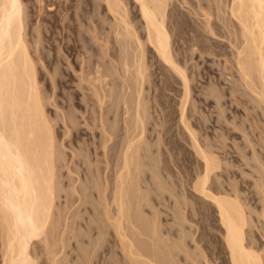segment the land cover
<instances>
[{
	"label": "rangeland",
	"instance_id": "1",
	"mask_svg": "<svg viewBox=\"0 0 264 264\" xmlns=\"http://www.w3.org/2000/svg\"><path fill=\"white\" fill-rule=\"evenodd\" d=\"M21 1L26 14L23 26L24 37L29 55L34 61L43 111L50 123L54 147H56L52 164L54 192L56 195L59 194L55 201L52 224L46 236L36 241L32 247L36 263L52 264V260L56 257L60 259L56 264L126 263L123 251L117 245L118 238L114 229L111 227L106 229L103 218L98 215L99 213L92 211V205L96 204V200L87 197V203L84 200L79 202L77 195L74 194L71 198L69 193L72 191L71 185L73 186L70 183L71 178L80 177L82 180L87 174L91 176L97 167L100 168L97 171L101 175V171L106 168V165L101 163L103 158H100L102 159L100 162L94 161L97 160V154L101 157L102 152L99 145L104 138L101 137L100 126L98 123L84 120L98 110L92 95L95 87L99 89L102 85L105 86L104 83L102 84V76H106L107 80L106 88L109 94L107 107L111 112L108 122L113 127L116 124L114 133L117 131L115 134L118 135L119 128L127 125L126 128L123 126V134L130 142L139 139L141 125L145 124L146 128L145 139L136 142L141 149V160L132 166V175L139 179V185L146 198L141 202L143 213L137 212L133 207L135 203H132V211L136 213L133 222L139 227L137 222L139 217L144 221L140 219L143 225L147 219L155 221L166 245L171 247L172 234L178 229L173 217L176 200L173 196L177 195V200L178 198L181 200L178 202H183L185 191H191L190 187L196 175L201 172V160L195 149L197 143L200 147L210 150L221 163L217 174L221 172L218 178L219 181H223V187H229L227 185L231 184V190H236L237 187L236 191L239 192L241 189L242 193L239 194L246 202L249 210H246L247 213L253 211L252 218L250 217L253 226L250 224L252 229L249 228L247 231L254 232L252 234L256 236L257 246L264 250V215L261 214L264 211V193L262 194L264 192L262 177L264 110L241 80L235 64L239 34L237 36L228 34L229 24L223 21V14L215 10L212 0L167 1L169 14L167 26L171 49L177 64L190 78V95L185 101V118L182 121L184 89L181 79L165 66L146 44L145 64L148 67L146 70L148 76L142 89L143 103L140 106L144 123H141L142 120L136 122L134 116L137 87L134 67L129 70V75L125 76L122 65L123 56H126L131 65L136 42L131 36L128 39L121 38L125 34L123 29L125 24L120 23L121 18L115 17L108 10L105 0ZM120 1L123 8L129 11L127 21L131 23L134 31L138 32L142 41H145L146 35L137 4L134 0ZM205 13L212 16L214 34L205 27ZM126 42L130 43V48L124 53V47L127 48ZM120 101L127 102L129 112H126L124 124L119 116L122 106ZM116 106L119 111L115 114ZM68 116L75 120V126L80 129L81 134L76 135L75 131L67 134L63 127L64 120ZM188 129L195 134L196 143ZM73 153L77 154L78 158L72 159ZM86 154L89 156L90 169L82 161ZM60 158L66 162H62L64 165L59 161ZM72 160L78 165L73 164ZM62 165L65 168L61 169ZM67 165L73 170L75 168L79 175H73ZM112 169L111 164L107 171L111 176L114 173ZM156 177L157 179H154ZM260 180L262 183L259 182ZM134 181L136 183V180ZM83 183L82 181V184L76 186L85 187L86 183L84 185ZM135 183L132 185L133 191L136 189ZM231 186L234 188L232 189ZM89 192L86 194L94 196L92 194L94 192ZM195 200L186 199L189 204L186 211L192 212L189 214L191 216L196 214V209L203 208V212L208 210L206 204L203 206ZM85 208L91 210L89 215L84 214L87 213ZM71 210L74 211V216ZM209 212L204 213L207 217L213 218H210L211 221L207 218L203 223L205 228L202 230L198 226L200 232H197V236L206 233L204 235L206 240L202 244L209 255V261L213 262L224 245L221 230L212 226V223L217 225L216 213L208 215ZM203 216L196 215L195 221H201L200 218H204ZM192 226L193 232L197 226L195 224ZM132 229L135 232L131 234L137 239L139 230ZM252 234L248 237H252ZM139 237L142 242L144 238L147 239L145 243L148 244L150 238ZM262 253L264 254V251ZM1 260L0 230V264Z\"/></svg>",
	"mask_w": 264,
	"mask_h": 264
},
{
	"label": "bare ground",
	"instance_id": "2",
	"mask_svg": "<svg viewBox=\"0 0 264 264\" xmlns=\"http://www.w3.org/2000/svg\"><path fill=\"white\" fill-rule=\"evenodd\" d=\"M105 1L108 10L115 17L119 16L121 18L120 23L125 24L123 28L125 34L121 38L128 39L131 36L136 42L131 65L128 63L129 60L127 61L126 56L122 58L125 76L129 75V70L133 67L135 70L134 80L137 87L134 116L136 122L137 120H142L141 123H144L140 106L143 103L141 102L142 89L148 76L146 73L148 67L145 64L146 44L149 48H152L157 58L181 79L184 89L181 117L182 121H184V105L190 95V78L186 71L177 64L171 49L170 34L167 26L169 19L167 12L168 0H134L143 22V30L146 35L145 41H142L138 32L134 31L131 23L127 21L129 11L123 8L121 1ZM211 2L215 6V10L223 14V21H227L229 24L227 26L228 34L230 33L233 36L239 34L235 64L242 78L241 80H243L245 86L255 96V99L263 108L260 107L264 110V0H212ZM24 8L21 0H0L1 264H37L32 254V247L36 241L46 236L52 224L55 201H57L59 195L54 192L52 164L56 147H54L50 123L43 111L34 61L29 55V48L24 37L23 26L26 17ZM204 16L206 20L205 27L208 28L210 33L214 34L215 28L212 16L209 13H205ZM118 38H120L119 35ZM129 42H126L127 48L124 47V53L130 48ZM106 82V76H102V84L104 83L105 86L102 85L99 89L94 86L95 90L93 89L92 97L98 106V110L91 114L89 112L91 116L88 115L90 117H85L84 119L85 122L87 120L95 124L98 123V126H100L101 137L104 138L102 139L103 142L100 141L102 144L99 145L102 152L101 157L97 154V160L94 161L100 162L102 160L100 158H103L101 163H104L106 168L101 171V175L98 174L100 168L97 167L98 171H92L93 174L91 176L89 174L85 178L83 176L82 180L80 177L77 179L76 177L74 179L71 178L70 183L73 186L69 184L72 187V191L69 193H71V198L74 197V194L75 196L77 195L79 202L84 200L87 203V197L94 199L93 201L96 200V204L92 205V211L99 213L98 215L103 218L106 229L107 227L114 229L115 236L119 241V244L117 241V245H119L124 254L125 264H206V262L209 264H264V254L262 253L264 250L257 246L258 241H256V236L254 237L253 235L254 232H252L253 234L249 232L252 237H248L250 234L247 230L249 228L252 229L250 221L252 220L253 211L247 213L246 202L239 194L242 193L241 189L239 192L236 191L237 187L236 190H231V184L227 185L229 187H223V181H219L218 178L221 176V172L217 174L221 163L210 150L204 149L196 143L195 134L190 129H188L189 133L196 143V154L201 160V172L196 175L197 177H195L196 179L190 187L191 191L188 192L185 189L184 198H182L183 202H178L180 199L178 198L177 200V195L173 196L174 200L176 198L173 217L175 226L178 229L172 234L171 247L166 245V241L163 240L155 221L147 219L143 225L139 217L137 221L139 227L133 222L132 219L134 218L133 216H136V213L134 214L132 211V203H135L133 207H135L137 212L143 213L141 202L146 198L139 185V179L137 176L132 175V166L141 160V149H139L137 144L139 143L138 140L143 141L142 139H145L146 128L144 127L145 124L141 125L142 130L139 139L136 141L134 139L130 142L123 134V126L128 127L127 125H122L119 128L118 131L121 134L118 132V135H116L117 131L114 133L116 124L113 127L108 122V116L111 112L107 107L109 94ZM125 101H120L122 106L119 116L123 124L126 112H128L127 102ZM118 109L116 106L115 114L118 113ZM143 110L146 112L144 107ZM74 122L75 120L70 116L64 120L63 128H65L67 134L73 131H75L76 135L82 133ZM115 138L119 139L115 140ZM136 142L138 143L136 144ZM82 156L84 155L82 154ZM75 157L78 158V155L73 153L72 159ZM88 158L89 156L86 154L82 161L90 169ZM62 160V158L59 160L61 164L66 163ZM72 161L75 164L74 160ZM111 164L114 171L113 176L107 172ZM63 165L60 167L61 169L65 168ZM68 168L71 167L69 166ZM70 171L73 175H79L75 168L74 170L71 168ZM260 174L262 175V172ZM157 177L154 179H157ZM262 177L264 178V174ZM134 180H136V183ZM82 181L86 183L85 187L78 188V184H82ZM134 183L135 191L132 190ZM87 184H90L89 187ZM233 186H231L232 189L234 188ZM109 188L110 191L108 192ZM262 189L260 188V190ZM88 191H90L89 193L94 192L92 193L94 196L86 194ZM186 199L187 201L196 199L195 202L198 201L203 206L206 204L207 209L211 211L205 210L209 212L208 215L216 213L217 225L212 223V226L219 231L221 230L224 248L216 254L214 260L212 259L213 262L209 261V255L202 244L206 240L204 238L206 233H201L197 236L199 227L200 230L205 228L203 223L207 218L209 220L213 217H207L204 213L205 211H202L203 208L202 210L196 209V214H193V216L189 215L192 212L186 211L188 209L187 205H189ZM74 201L76 203L77 200ZM74 201L72 202L74 203ZM96 205L102 206V208L100 207V209ZM190 205L191 207L193 206L191 203ZM71 212H73L72 215L74 216V211L71 210ZM86 212L84 214L89 215L91 210H86ZM76 213L78 214V211ZM261 214L264 215V211ZM196 215L198 217L204 215V218L201 217V221H195ZM142 222L144 221L142 220ZM192 224L197 226L193 232ZM104 227L102 226V228ZM132 228L139 230L137 239L132 235V232H135L132 231ZM139 236L150 238L147 241L148 244L145 243L147 239L145 240L142 237L145 243L143 244ZM139 239L140 241H138ZM192 243H195V245H192ZM167 258L169 259L168 262ZM57 259V257L53 259L52 264L60 261V259Z\"/></svg>",
	"mask_w": 264,
	"mask_h": 264
}]
</instances>
